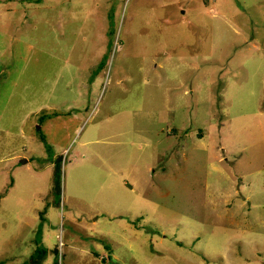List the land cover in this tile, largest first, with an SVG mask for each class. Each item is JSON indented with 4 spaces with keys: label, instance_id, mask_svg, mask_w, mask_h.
<instances>
[{
    "label": "rangeland",
    "instance_id": "obj_1",
    "mask_svg": "<svg viewBox=\"0 0 264 264\" xmlns=\"http://www.w3.org/2000/svg\"><path fill=\"white\" fill-rule=\"evenodd\" d=\"M38 245L264 264V0H0V262Z\"/></svg>",
    "mask_w": 264,
    "mask_h": 264
},
{
    "label": "trees",
    "instance_id": "obj_2",
    "mask_svg": "<svg viewBox=\"0 0 264 264\" xmlns=\"http://www.w3.org/2000/svg\"><path fill=\"white\" fill-rule=\"evenodd\" d=\"M41 138L42 140H44L42 136ZM48 147L50 148V146L47 145V148ZM59 160L61 161L60 163H58ZM62 161H63V157L61 155H58L56 157V161H54L53 172H52L53 189L59 195L61 193L60 164L62 163ZM41 216H42L41 221H44L43 215ZM35 243L39 244L37 241H35ZM47 252H48L47 248H45L43 245L42 246L38 245L37 247H35V250L32 253V255L23 264H42L47 256ZM0 264H3V263L0 262Z\"/></svg>",
    "mask_w": 264,
    "mask_h": 264
},
{
    "label": "water",
    "instance_id": "obj_3",
    "mask_svg": "<svg viewBox=\"0 0 264 264\" xmlns=\"http://www.w3.org/2000/svg\"><path fill=\"white\" fill-rule=\"evenodd\" d=\"M27 161H28V160H24V159H23V160H22V163H23V162H27Z\"/></svg>",
    "mask_w": 264,
    "mask_h": 264
}]
</instances>
